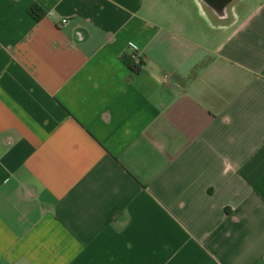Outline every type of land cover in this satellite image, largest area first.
Segmentation results:
<instances>
[{
  "label": "crops",
  "instance_id": "1",
  "mask_svg": "<svg viewBox=\"0 0 264 264\" xmlns=\"http://www.w3.org/2000/svg\"><path fill=\"white\" fill-rule=\"evenodd\" d=\"M0 264H264V0H0Z\"/></svg>",
  "mask_w": 264,
  "mask_h": 264
},
{
  "label": "trees",
  "instance_id": "2",
  "mask_svg": "<svg viewBox=\"0 0 264 264\" xmlns=\"http://www.w3.org/2000/svg\"><path fill=\"white\" fill-rule=\"evenodd\" d=\"M30 14L36 21H40L46 15L44 10L39 6H33L30 9ZM134 56L125 57V63L134 73H139L141 71V62H136Z\"/></svg>",
  "mask_w": 264,
  "mask_h": 264
},
{
  "label": "built area",
  "instance_id": "3",
  "mask_svg": "<svg viewBox=\"0 0 264 264\" xmlns=\"http://www.w3.org/2000/svg\"><path fill=\"white\" fill-rule=\"evenodd\" d=\"M63 22L66 23L67 21L64 20ZM134 58L138 61V56L137 55H135Z\"/></svg>",
  "mask_w": 264,
  "mask_h": 264
}]
</instances>
